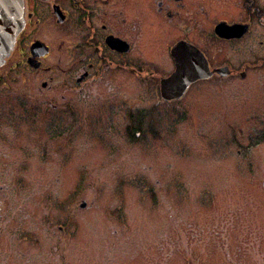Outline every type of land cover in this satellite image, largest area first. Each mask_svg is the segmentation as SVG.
I'll use <instances>...</instances> for the list:
<instances>
[{
    "label": "rangeland",
    "instance_id": "rangeland-1",
    "mask_svg": "<svg viewBox=\"0 0 264 264\" xmlns=\"http://www.w3.org/2000/svg\"><path fill=\"white\" fill-rule=\"evenodd\" d=\"M246 5L200 4L205 34L252 25L211 48L234 75L181 100L126 70L88 95L42 90L19 55L0 70V264H264V0Z\"/></svg>",
    "mask_w": 264,
    "mask_h": 264
},
{
    "label": "flooded vegetation",
    "instance_id": "flooded-vegetation-1",
    "mask_svg": "<svg viewBox=\"0 0 264 264\" xmlns=\"http://www.w3.org/2000/svg\"><path fill=\"white\" fill-rule=\"evenodd\" d=\"M257 1L259 0H246L248 5L245 9L248 11H245L249 17L252 13L247 6L252 8ZM22 2L24 27L0 70L6 67L15 55H19L25 67V75L36 79L38 77L42 81V90L45 91L53 88L58 77L64 76L65 83L71 85L68 91L88 95L87 90L93 84L109 78L110 71L126 70L138 80L144 77L150 80L157 78L156 83L159 84L162 98V83L177 70L176 48L180 44L186 49L180 57L185 60L190 57L192 62H202L203 66L204 61L207 62L208 72L211 74L198 79L197 83L215 77L227 80L229 76L234 75L233 63L231 60L216 61L225 59H221L218 52L215 56L217 59L213 60L211 48L215 44L231 45L244 41L252 25L251 19L235 22L219 19L213 22L212 28L205 34L206 14L200 6L204 0ZM190 17L196 20L192 22L198 29L196 38L190 30ZM222 22L229 26L245 27L225 37L216 31ZM248 51L251 52V49ZM161 59L168 63L165 67H169V70L160 76L156 75L155 71L157 68H165L160 63ZM240 75L245 78L247 71H241ZM237 260L227 264H247L242 258Z\"/></svg>",
    "mask_w": 264,
    "mask_h": 264
},
{
    "label": "water",
    "instance_id": "water-1",
    "mask_svg": "<svg viewBox=\"0 0 264 264\" xmlns=\"http://www.w3.org/2000/svg\"><path fill=\"white\" fill-rule=\"evenodd\" d=\"M24 23L22 0H3L0 3V67L4 65L5 59L12 51L16 39L24 27ZM241 27L245 26H229L226 23H221L217 26L216 31L221 36L226 37L231 36L230 34L235 33ZM183 51H186V49L184 50L183 44H180L176 48L177 70L161 85V94L165 102L180 100L191 84L211 74L208 72L206 61H204L203 66L202 62H192L190 57L185 60L180 57ZM189 52L191 53V51Z\"/></svg>",
    "mask_w": 264,
    "mask_h": 264
},
{
    "label": "snow or ice",
    "instance_id": "snow-or-ice-1",
    "mask_svg": "<svg viewBox=\"0 0 264 264\" xmlns=\"http://www.w3.org/2000/svg\"><path fill=\"white\" fill-rule=\"evenodd\" d=\"M3 2V0H0V3H2Z\"/></svg>",
    "mask_w": 264,
    "mask_h": 264
}]
</instances>
